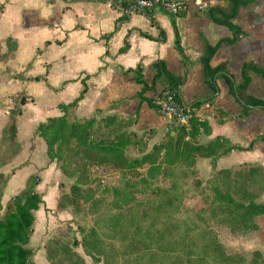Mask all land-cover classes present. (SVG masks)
<instances>
[{"label": "crops", "instance_id": "0c3cea01", "mask_svg": "<svg viewBox=\"0 0 264 264\" xmlns=\"http://www.w3.org/2000/svg\"><path fill=\"white\" fill-rule=\"evenodd\" d=\"M184 1L185 11L172 17L161 8L150 15L123 16L108 0H0V137L14 98L20 93L25 96L15 116L16 130L0 146V174L6 179L0 202L4 208L28 186L30 176L38 177L35 188L43 203L35 212L28 242L32 264L37 251L44 250L46 223L54 218L51 213L56 210L61 218L57 201L63 180L35 129L47 118L61 116L58 105L73 101L84 88L74 111L78 119L136 113L132 132L164 135L171 128L170 118L139 101L135 95L141 86L133 72L141 67L142 79L150 85L153 64L162 61L170 73L182 79V103L207 123V130L200 128L195 136L196 143L223 137L237 147L220 156L214 169L209 158H195L196 177L202 185L212 171L243 165L264 168V141L258 139L264 132V110L252 107L241 117L243 104L235 97L243 65L253 64L264 71V0H251L238 8L232 22L243 33L232 42L224 41L232 36L231 30L213 22L208 12L213 7L227 12L228 0ZM197 2L207 6L198 9ZM8 41L14 44L9 51ZM124 41L127 49L118 52ZM218 42L209 66L224 64L225 70L216 71L207 81L201 57L205 45L213 47ZM248 76L246 93L264 101V79L251 71ZM166 86L162 76L145 95L155 96ZM113 102L122 105L110 106ZM197 102L201 104L194 106ZM256 202L264 204V192ZM255 221V230L233 237L243 255H252L255 250L264 255V215ZM36 231L42 232L37 235Z\"/></svg>", "mask_w": 264, "mask_h": 264}, {"label": "trees", "instance_id": "16d2710c", "mask_svg": "<svg viewBox=\"0 0 264 264\" xmlns=\"http://www.w3.org/2000/svg\"><path fill=\"white\" fill-rule=\"evenodd\" d=\"M228 1L230 8L227 12L216 7L208 9V12L213 22L231 30L232 36L224 41L232 42L243 33L232 20L238 8L246 6L251 0ZM127 46V41H124L118 52H124ZM218 46L219 42L213 47L205 45L203 50L201 62L207 81L216 71L225 70L224 64L215 68L209 66V61ZM13 48V42L8 41L7 50ZM153 68L155 74L150 85L142 79L141 67H136L133 71L135 82L141 86L135 95L139 101L145 102L150 108L158 111L153 102L154 99L165 92H173L176 100L184 105L179 95L182 79L170 73L162 61L155 62ZM249 71L264 79L262 69L253 64L243 65L242 81L236 87L238 98L243 102L242 111L239 114L241 117L248 115L252 107H260L264 110L263 100L246 93L250 81ZM162 76L166 78L167 86L159 90L155 96H146L145 92L153 88L157 79ZM84 93L85 88L73 101L60 103L58 108L62 115L47 118L35 129V134L46 144V155L49 161H54L56 167L64 174H68L70 170L76 171L80 168L95 166L107 170L137 168L149 161L152 153L163 150L166 155H173L177 160L186 163L188 169L184 172L185 177L192 175V182L202 185L196 177L195 158L197 156L209 158L211 168L214 169L215 162L220 156L237 148L223 137H216L206 144H197L195 136L200 128L203 131L207 130V123L195 117L189 109L191 117L187 126H177L171 122V128L164 134L167 138L165 143L158 144L150 153H145L139 158L129 159L125 153L126 147L129 144L143 145V142L136 139V133L131 131L129 134L119 129V123L123 121L121 114H109L101 117L100 120L95 116L78 119L74 111ZM13 101L14 104L9 110L8 123L0 137V146L13 136L16 130L15 116L20 113V105L25 102V96L20 93ZM116 104L113 102L110 106ZM199 104L201 102H197L194 106ZM135 114L128 115L130 122L132 121L131 124L136 122ZM171 132L173 135L170 134ZM258 139L264 141V132L258 136ZM176 164L180 162L177 161ZM0 178H2L1 198L6 179L1 174ZM77 181L72 187L75 193L71 202L72 207L78 211L80 208H78L77 200L82 198L84 201H90L93 195L88 191L78 193L80 190L78 184L81 181L79 179ZM37 184L38 177L30 176L28 186L11 197L4 206L5 211L0 215V264H32L30 259L32 249L28 246V242L35 222V212L43 203L42 194L35 188ZM202 186L203 191L209 193L207 214L201 216L196 214V217L187 215L181 220L178 214L173 217L174 211L183 209L180 205L181 194L168 193L160 199L159 211L161 214L166 211L165 218H162L158 211L151 215L150 221L139 224L141 226L135 228L131 240L125 243L130 252L123 250L119 255H115L113 249L109 250L107 246H104L96 230L90 228L84 231L81 243L84 253L95 261L92 264H149V262L152 264L156 261L162 264H245L243 256L231 257L224 252L222 244L216 233L210 229L209 223L212 220L224 223L232 232L238 234L255 230L256 217L264 215V204L256 202L259 195L264 192V168L257 165H243L228 170L212 171ZM65 206H68L65 200L63 201L62 196L59 197L57 208L61 209ZM116 220L119 221L120 218ZM110 246L113 248L112 245ZM43 248L45 259L49 264H55L54 260L67 262V264H88L77 252L68 248L64 241L50 239L44 243ZM250 260V264H264V259L256 250L252 252Z\"/></svg>", "mask_w": 264, "mask_h": 264}, {"label": "rangeland", "instance_id": "374dc122", "mask_svg": "<svg viewBox=\"0 0 264 264\" xmlns=\"http://www.w3.org/2000/svg\"><path fill=\"white\" fill-rule=\"evenodd\" d=\"M121 105L117 104L114 107ZM106 115L108 114H100L96 118L100 120ZM121 117L123 121L119 123V129L130 134L132 121L130 122V118L126 115H121ZM136 139H140L143 145L141 143L139 145L129 144L125 149L129 159L139 158L145 153H150L153 147L167 141L162 133L156 135L152 131L136 133ZM177 161L180 164L177 165ZM186 169H188L186 163L177 160L173 155H166L161 150L152 153L149 161L137 168L126 167L118 170H107L95 166L80 168L76 171L70 170L68 174L60 171L64 181L62 180L60 183L59 197L62 196L63 201L65 200L68 206L61 208V218H59L56 210L55 213H51L54 218H50V221L46 223L47 236L45 242L50 239L64 241L68 248L70 247L71 250L77 252L86 263L92 264L95 261L84 253L81 245L84 231L94 228L104 246H107L106 248L109 250L113 249L115 255H119L123 250L130 252L125 243L131 240L136 227L141 226L144 221H150L151 215L159 211L160 199L168 193L179 192L181 194L180 205L183 209H179L178 212L174 211L173 217L178 214L181 216L178 217L181 220L183 216L187 215L196 217V214L199 216L207 214L209 193L203 191L204 187L201 183L192 182V175L185 177ZM77 179L81 181L78 184L80 189L78 193L88 191L93 195L90 201H84L82 198L77 200L78 208H80L78 211L72 207L71 202L75 193L72 187L76 184ZM4 211L5 209L1 205L0 215ZM158 213L162 218H165L166 211L162 214L161 211ZM117 218L120 220L117 221ZM209 227L216 233L227 255L231 257L243 256L244 263L250 264L251 255H243L239 251L240 248L237 247L238 244H236L235 239H233L234 236L239 235L238 233L232 232L228 225L216 222V220H212ZM124 228L125 231H123ZM41 232L36 231V234ZM41 242L43 241L41 240ZM244 246L242 245V247ZM256 251L264 259V255L259 250ZM34 261L35 264H49L45 260L43 249L37 251ZM54 263L67 264V262H58L57 260H54ZM152 264L162 263L156 261Z\"/></svg>", "mask_w": 264, "mask_h": 264}, {"label": "built area", "instance_id": "2783aa9c", "mask_svg": "<svg viewBox=\"0 0 264 264\" xmlns=\"http://www.w3.org/2000/svg\"><path fill=\"white\" fill-rule=\"evenodd\" d=\"M112 5L120 8L123 16H130L136 13L150 15L154 9L161 8L172 17L179 16L186 9L184 0H108ZM198 9L207 5L197 2ZM173 92H165L154 99L158 111L170 118V121L177 126H187L191 114L189 109L176 100Z\"/></svg>", "mask_w": 264, "mask_h": 264}, {"label": "water", "instance_id": "95a60500", "mask_svg": "<svg viewBox=\"0 0 264 264\" xmlns=\"http://www.w3.org/2000/svg\"><path fill=\"white\" fill-rule=\"evenodd\" d=\"M235 97H236V98H238V95H237L236 93H235ZM240 103H241V104H243V102H242V101H240Z\"/></svg>", "mask_w": 264, "mask_h": 264}]
</instances>
